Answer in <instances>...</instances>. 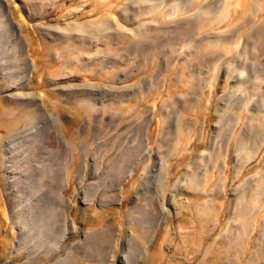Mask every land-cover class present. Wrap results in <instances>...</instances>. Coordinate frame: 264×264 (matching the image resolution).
<instances>
[{
    "label": "rangeland",
    "instance_id": "1",
    "mask_svg": "<svg viewBox=\"0 0 264 264\" xmlns=\"http://www.w3.org/2000/svg\"><path fill=\"white\" fill-rule=\"evenodd\" d=\"M209 1L0 0V264H264V13Z\"/></svg>",
    "mask_w": 264,
    "mask_h": 264
},
{
    "label": "bare ground",
    "instance_id": "2",
    "mask_svg": "<svg viewBox=\"0 0 264 264\" xmlns=\"http://www.w3.org/2000/svg\"><path fill=\"white\" fill-rule=\"evenodd\" d=\"M105 1V0H104ZM189 2H190V5H191V7H193V6H198V5H200L199 6V8L201 7V2H199L200 0H188ZM203 1V0H202ZM220 1H222V0H210L209 1V3H208V6H212V7H218V5L220 4V6L218 7V9L217 10H222V9H224V13L226 14V16L224 15V13H223V19H227L228 20V16L230 15V14H232V13H235V14H239L240 12H241V14H243V13H246V19H245V21L247 20V18H250L252 15V17H255V16H257L258 14L260 15V14H263L264 13V0H223V2H222V4L220 3ZM231 1H235L234 3H231ZM208 2V1H207ZM188 3V2H187ZM204 3V2H203ZM127 4V3H126ZM126 4H124V6L126 5ZM140 4H142L141 2H139V3H137V5H140ZM205 4H206V2H205ZM231 4H233V5H231ZM130 5V4H129ZM207 5V4H206ZM187 6H188V4H187ZM198 8V7H197ZM201 9H203V8H201ZM216 9V8H215ZM210 12H212V11H209V14H210ZM221 12H223V10L221 11ZM203 12L201 11H197L196 13H194V14H192V15H190V16H188L187 18H184V20H185V23H186V25H201L202 23H204L205 21H206V19L205 18H203V16L201 15V16H199V14H202ZM2 15V14H1ZM196 15H198L199 16V19H198V17H196ZM205 16V15H204ZM206 17V16H205ZM244 17V16H243ZM5 18H8V17H5ZM109 15L108 14H102L101 16H99V18H98V22L100 23V24H98V25H94L95 23H93V22H91L92 24H89L90 22H86V23H84V24H82V25H78V29H80L81 28V30H83V29H87V27H93V28H101V27H106L107 25H108V23L110 22L109 21ZM238 18V17H237ZM9 19V18H8ZM3 20V19H2ZM5 21L7 20V19H4ZM216 20H218V19H216ZM257 20V19H256ZM93 21V20H92ZM220 21H221V19H220ZM97 22V23H98ZM229 22H231V20L229 21ZM7 23H8V21H7ZM8 25V24H7ZM93 25V26H92ZM260 26L259 27H264V22H262V23H260L259 24ZM14 27H19L18 25L16 26V24H10L9 23V25H8V28H9V30H10V28L12 29H14ZM104 29H106V28H104ZM95 30H98V29H95ZM101 30V29H100ZM247 38V37H246ZM137 39V38H136ZM135 39V40H136ZM132 41V40H131ZM135 42V41H134ZM49 55V54H48ZM38 56V58L41 60V61H43V55L41 54V52H40V54L39 55H37ZM28 65V64H27ZM31 66H33V64L31 63ZM63 110V109H62ZM58 113H59V111H57ZM64 112L63 111H61L60 112V114H58L57 115V117L59 118V119H62V118H64V114H63ZM75 118V117H74ZM241 139V138H240ZM64 140H62V142H63ZM66 141V140H65ZM65 141H64V144H65ZM78 141V140H77ZM67 142V141H66ZM241 142H243V141H241ZM67 145V144H66ZM73 145H74V143H73ZM79 145H80V143H79ZM79 147V146H78ZM129 169L127 170V168L125 169V170H127V172H125L126 173V183H128L129 182V180L130 179H132V175L134 174V172L135 171H133V169H131L130 167H128ZM135 170V169H134ZM132 176V177H131ZM121 188H123V186H121ZM51 190H50V188H49V190H46L40 197L41 198H44L45 199V201H47V198H48V196H52V194H48L49 192H50ZM123 191V190H122ZM124 195H125V193H123ZM123 195V196H124ZM54 196V195H53ZM125 198V197H124ZM54 199H56V198H54ZM55 203V202H54ZM45 207V206H44ZM44 207H42V208H44ZM48 210V213H49V217H44V218H42V217H39L37 220L35 219V221H37L38 222V224H37V222H36V225L38 226V228H39V230H42V231H44L45 230V228H46V225H47V223H48V220H49V218H52V219H55L56 218V220H60V216L61 215H58V214H54V213H52L51 212V210H50V208H47V206H46V211ZM45 211V212H46ZM40 212V211H39ZM39 212H36L34 215H37ZM45 212H44V214H45ZM43 214V215H44ZM61 214V213H60ZM41 220L43 221L42 223H41ZM66 220V219H65ZM61 222V221H60ZM54 225V224H53ZM53 227V226H52ZM130 240V239H129ZM62 262V261H61ZM60 262V263H61ZM59 263V262H58Z\"/></svg>",
    "mask_w": 264,
    "mask_h": 264
},
{
    "label": "crops",
    "instance_id": "3",
    "mask_svg": "<svg viewBox=\"0 0 264 264\" xmlns=\"http://www.w3.org/2000/svg\"><path fill=\"white\" fill-rule=\"evenodd\" d=\"M82 154V153H81ZM83 155V154H82ZM76 172H78V171H76Z\"/></svg>",
    "mask_w": 264,
    "mask_h": 264
}]
</instances>
